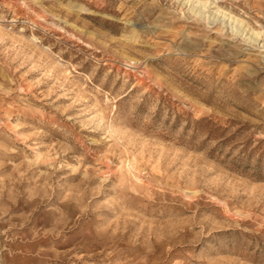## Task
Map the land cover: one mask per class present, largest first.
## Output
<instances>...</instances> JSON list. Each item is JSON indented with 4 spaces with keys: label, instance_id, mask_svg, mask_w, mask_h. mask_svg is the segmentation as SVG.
I'll use <instances>...</instances> for the list:
<instances>
[{
    "label": "rangeland",
    "instance_id": "rangeland-1",
    "mask_svg": "<svg viewBox=\"0 0 264 264\" xmlns=\"http://www.w3.org/2000/svg\"><path fill=\"white\" fill-rule=\"evenodd\" d=\"M0 264H264V0H0Z\"/></svg>",
    "mask_w": 264,
    "mask_h": 264
},
{
    "label": "bare ground",
    "instance_id": "bare-ground-1",
    "mask_svg": "<svg viewBox=\"0 0 264 264\" xmlns=\"http://www.w3.org/2000/svg\"><path fill=\"white\" fill-rule=\"evenodd\" d=\"M197 8V7H196ZM79 10V9H78ZM194 12H197L199 15H201L202 14V12L199 10V9H194ZM214 14V13H213ZM210 18V17H209ZM212 19H213V16H212ZM214 20V19H213ZM214 22H215V20H214ZM232 25V24H231ZM239 27L240 26H238V30H239ZM232 28V27H231ZM233 30H237L236 28L235 29H233ZM237 30V31H238ZM240 33V32H239ZM250 41V40H249Z\"/></svg>",
    "mask_w": 264,
    "mask_h": 264
}]
</instances>
